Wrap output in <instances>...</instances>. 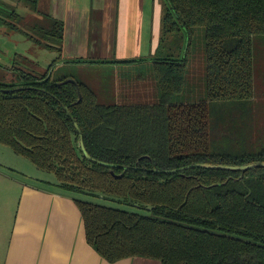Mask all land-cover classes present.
Here are the masks:
<instances>
[{
  "label": "trees",
  "instance_id": "obj_1",
  "mask_svg": "<svg viewBox=\"0 0 264 264\" xmlns=\"http://www.w3.org/2000/svg\"><path fill=\"white\" fill-rule=\"evenodd\" d=\"M162 1L155 101L105 103L79 77L55 72L54 63L44 72L15 67L14 78L0 80L1 89L21 88L0 93V144L56 175L58 188L75 196L88 244L111 264L135 257L264 264V147L214 136L228 127L240 139L250 105L258 107L264 0ZM41 2L0 0V27L57 53L60 62L65 23ZM199 54L206 71L201 85H189L191 56Z\"/></svg>",
  "mask_w": 264,
  "mask_h": 264
},
{
  "label": "crops",
  "instance_id": "obj_2",
  "mask_svg": "<svg viewBox=\"0 0 264 264\" xmlns=\"http://www.w3.org/2000/svg\"><path fill=\"white\" fill-rule=\"evenodd\" d=\"M1 1L15 4L17 0ZM160 1L44 0L45 11L65 23L64 58L53 69L79 77L108 102L155 101L159 89L153 84L152 58H156L162 36ZM109 5L108 14L93 15L92 11H104ZM74 59L110 62L67 61ZM23 62L17 68L46 71L29 59ZM14 72L3 79L11 80ZM13 161L0 157V165L7 169L17 168L11 165ZM37 180L41 179L32 181ZM47 184L33 185L0 170V264H111L88 244L75 196L58 188L57 182ZM114 264L161 262L135 257Z\"/></svg>",
  "mask_w": 264,
  "mask_h": 264
},
{
  "label": "rangeland",
  "instance_id": "obj_3",
  "mask_svg": "<svg viewBox=\"0 0 264 264\" xmlns=\"http://www.w3.org/2000/svg\"><path fill=\"white\" fill-rule=\"evenodd\" d=\"M43 3L44 0L42 1L41 9L45 11L46 6L43 5ZM160 5H162V8L164 7V3L162 0L160 1ZM24 6L25 5L22 4L20 11L23 15L27 14L28 12L27 8H25ZM106 7H108V9L104 11H92L93 15L96 16L99 14L102 15V13L108 14L109 12H111L110 5ZM94 23H98V21L94 20ZM7 32H9L11 35H9ZM198 34H203V30L199 29ZM262 48H264V45L263 43H260L259 49ZM24 58L29 59L31 63L34 62L37 65H41V68H44L43 70H47L53 63L57 64L59 62V60H57V53L51 52L47 49H41L40 47L36 46L35 43H33L31 40H27L23 34L12 32L5 27H0V80H4L3 76L6 77V75L14 71L13 68L18 67L19 64H26L23 62ZM191 58L192 60L190 62V68L187 75L188 84L193 85V83H197V85L199 86L202 82V75L204 76L206 71V60L204 56H201L200 54L197 56H191ZM256 68L258 74V94L262 96L261 98L258 95V107L253 109L250 105L251 111L248 112L249 114H247L246 116V119L248 121L241 124L244 133L242 134V137H240V139L237 135H233V130L229 129L228 127H222L219 128L218 131H215V138L218 137V140L222 143L230 144L234 143L233 141H237L242 142L243 145H248V143L251 141L257 142L259 148L264 147V52L260 53L257 56ZM153 84L156 88L157 84ZM154 87L152 86V91H154ZM100 101L105 103L107 102L102 98H100ZM223 119L225 122H230L232 120V117L228 113H226ZM0 148H2L3 150L0 151V157L6 161H11V159L15 160L11 163V165L17 166L16 169H7L6 167L0 165V170L4 173L13 172L19 175L23 181L38 186L42 185L44 187H49L47 182H57L58 179L56 175L40 170L28 158L17 155L10 147L0 144ZM35 178H40L41 180L33 182L32 180H34ZM84 198L97 204L139 214H148L149 212L144 208H138L136 206L121 203L119 201L107 200L91 196H84Z\"/></svg>",
  "mask_w": 264,
  "mask_h": 264
},
{
  "label": "water",
  "instance_id": "obj_4",
  "mask_svg": "<svg viewBox=\"0 0 264 264\" xmlns=\"http://www.w3.org/2000/svg\"><path fill=\"white\" fill-rule=\"evenodd\" d=\"M19 89H21V88H17V89H1L0 88V93H5V94L14 93V92L18 91ZM253 166H248V167H253Z\"/></svg>",
  "mask_w": 264,
  "mask_h": 264
}]
</instances>
